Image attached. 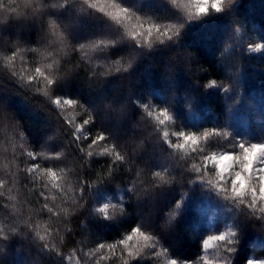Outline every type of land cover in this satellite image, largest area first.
<instances>
[{
    "label": "snow or ice",
    "instance_id": "6c2138e0",
    "mask_svg": "<svg viewBox=\"0 0 264 264\" xmlns=\"http://www.w3.org/2000/svg\"><path fill=\"white\" fill-rule=\"evenodd\" d=\"M158 2L173 15L146 16L123 0H0V12L9 13L0 17V75L42 97L37 103L55 119L41 141L34 142L40 150H33L18 126L20 117L12 111L14 102L0 97V146L4 153L11 149L0 176V252L19 237L30 241L50 264H99L110 259L115 264H238L242 241L249 240L253 229H264V139L244 136L228 124L177 126L183 113L172 107L175 101L156 91L138 94L135 85L136 61L179 52L183 30L191 22L213 16L228 19L236 0ZM73 13L82 18L78 23L102 21L104 31L81 42L62 23ZM235 31L239 34L240 29ZM246 51L264 54V43L249 45ZM70 52L82 53L76 69L87 73L86 87L79 72L69 67ZM90 54L103 59L107 71L91 67ZM117 73L116 78L126 82L127 94L122 89L120 94L104 95L111 83L107 77ZM164 86L172 89L176 84L169 80ZM205 87L216 89L209 95L222 91L230 103H240L222 81L213 79ZM137 118L148 129L141 143L151 137L163 146L167 160L162 165L139 171L130 167L143 160L126 150ZM22 157H27L24 167L17 163ZM41 160L52 163L42 166ZM96 164L107 167L93 176L90 169ZM125 167L136 177H150L149 182L130 177L125 187H101ZM176 176L181 177L179 187ZM22 179L27 192L23 198ZM197 188L232 213V222L224 231L201 237L195 260H181L171 250L178 239L173 222L179 216L184 223L191 214L189 192ZM149 204L152 217L145 223L143 209ZM82 210L83 219L100 228L123 224L133 214L140 223L117 241L88 247L75 240L73 230L72 217ZM66 239L76 246L64 251ZM259 243L264 246V240ZM243 264H264V258L245 256Z\"/></svg>",
    "mask_w": 264,
    "mask_h": 264
},
{
    "label": "trees",
    "instance_id": "16d2710c",
    "mask_svg": "<svg viewBox=\"0 0 264 264\" xmlns=\"http://www.w3.org/2000/svg\"><path fill=\"white\" fill-rule=\"evenodd\" d=\"M123 3L153 18L158 15H173V12L160 4L158 0H123ZM232 9L234 12L228 19L224 16H213L191 22V25L183 30L181 37L183 46L179 52H171L169 56L163 58L158 56L155 59H145L142 63L136 61L133 65L134 68H138L135 85L139 89L138 94L147 95L148 91H156L161 96H167L170 101H175L172 107L183 113L181 119L177 121V126L189 124L199 128L208 127L214 123L228 124L234 131L244 136L256 140L264 139V132L261 130V125L264 124V54L246 51L249 45L264 43V0H236ZM6 15L9 13L0 12V17ZM81 19L78 13H73L62 20L68 31L74 32L81 42H87L93 34L105 29L104 23L100 20L93 19L78 23ZM236 28L240 29L239 34L236 33ZM81 55L82 53L70 52L69 67L79 72L82 77L81 83L86 87L87 73L82 67L76 69V63ZM90 55H93L91 67L96 71H107L106 62L103 59H95L94 54ZM29 66L33 64L30 63ZM115 67L112 65L113 70ZM118 75L120 74L107 77L111 83L104 90V95L120 94L122 89L124 94H127L126 82L118 80L116 78ZM213 79L228 85L233 90L232 94L238 96L240 103H230L222 91L219 95H209L208 93L216 89H207L205 85ZM169 80L175 82L176 87L166 88L164 85ZM3 96H7L9 101L15 104L12 111L20 117L18 126L28 135L27 146L39 151V143L34 144V142L41 141L44 133L49 132V124H55V119L37 103L43 98L24 92L6 76L0 75V97ZM97 102L99 103V100ZM73 115L77 120L81 118L77 113ZM143 125V120L137 118L134 128L130 130V135L133 132L135 135L128 140L126 148L135 159L139 160L141 156L143 157L139 164L130 165L135 171L147 170L153 164L162 165L167 160L163 146L156 144L151 137L141 143V140L148 136V129ZM10 153V148L8 153H4L3 146H0V176L4 174L3 169L8 164V159L5 157L10 156ZM93 159L107 160L108 158L94 157ZM25 161L27 157H22L17 163L20 167H24ZM40 163L45 166L52 162L41 160ZM106 167L107 165H104V168ZM104 168L96 164L90 171L95 176L103 172ZM130 177L138 182L143 180L145 183H148L150 179L143 173L136 177L135 172H129L125 167L122 171L114 173V179L110 184L101 187L111 189L125 187L130 183ZM180 181L181 177L176 176V187H179ZM24 183L22 179L19 185L22 198L27 195L26 190L23 189ZM187 187L185 185V190ZM189 196L193 203L191 214L184 223H180L181 217L178 216L172 228L178 239L171 250L177 252L181 260H195L201 253V237L207 238L209 234L224 231L226 225L232 222V213L219 208L210 194L197 188L194 194L189 192ZM84 215L82 210L81 213L72 217L73 230L77 233L75 240L84 241L88 247H95L100 242L117 241L129 233L135 223H140L136 221L133 214L123 224L100 228L94 226L95 221L90 223L84 220ZM151 217L152 206L149 204L143 209V222L146 223ZM249 240L242 241L244 246L237 258L238 264H243L245 256H264V246L259 243L264 240V229H253V235L249 237ZM75 246L66 239L63 250L68 251ZM16 260L23 261V264H50L46 258L41 257L38 249L30 241L19 237L9 242L3 252H0V264H14ZM99 264H115V261L101 260Z\"/></svg>",
    "mask_w": 264,
    "mask_h": 264
},
{
    "label": "rangeland",
    "instance_id": "374dc122",
    "mask_svg": "<svg viewBox=\"0 0 264 264\" xmlns=\"http://www.w3.org/2000/svg\"><path fill=\"white\" fill-rule=\"evenodd\" d=\"M252 258H264V256H253ZM163 264V263H160Z\"/></svg>",
    "mask_w": 264,
    "mask_h": 264
}]
</instances>
